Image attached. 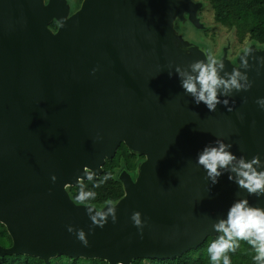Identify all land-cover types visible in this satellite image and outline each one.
I'll return each mask as SVG.
<instances>
[{"label":"water","instance_id":"water-1","mask_svg":"<svg viewBox=\"0 0 264 264\" xmlns=\"http://www.w3.org/2000/svg\"><path fill=\"white\" fill-rule=\"evenodd\" d=\"M202 6L83 0L71 13L67 0H0V223L13 240L0 244V256L172 259L217 236L212 224L235 199L264 209V196L248 195L228 173L212 185L196 163L216 138L237 156L264 161V109L256 103L264 98V66L250 59L252 88L214 112L195 104L176 76V65L211 54L177 30L187 20L203 28ZM248 49L264 57V46ZM246 50L235 63L226 49L217 59L231 72ZM122 143L144 158L135 178L118 172L124 195L114 202L116 223L109 217L89 232L86 209L67 188L85 166L99 177ZM135 211L146 221L142 235ZM68 226L83 229L89 246Z\"/></svg>","mask_w":264,"mask_h":264},{"label":"clouds","instance_id":"clouds-1","mask_svg":"<svg viewBox=\"0 0 264 264\" xmlns=\"http://www.w3.org/2000/svg\"><path fill=\"white\" fill-rule=\"evenodd\" d=\"M254 52L253 49L246 50L240 57V67L233 68L231 72L226 71L225 64L215 56L205 54L204 59L193 60L184 66L176 65L175 73L185 94L191 96L195 104L203 103L210 112H214L218 105L227 106L229 104L227 97L252 88V81L249 80L247 74L253 66L250 59L264 66V57H257ZM96 70L93 69V73ZM168 74L172 76L171 71ZM221 97L225 99L221 100ZM256 103L264 109V98L258 99ZM232 146L224 139L216 138L198 153L197 166L205 170V178L212 185L218 183L221 175L228 173V179L234 182L239 189L246 190L248 195L264 196V161H261L259 155L251 159L242 155L237 156L231 151ZM84 177L88 181L98 180L93 185L94 188H98L102 183L111 179V175L105 174L102 179H99L95 170L85 166L83 176L77 177L79 192L75 196L74 205H83L86 209L92 222L89 232H93L95 227L103 228L108 223L109 217L113 223H116L117 205L108 200L104 202L103 207L98 209L94 204L89 203L96 199L97 193L85 190ZM51 179L55 182L57 177L53 175ZM131 220L142 235L146 221L142 219L141 213L133 212ZM212 227L218 233L217 238L207 248L213 264H220L221 261L222 264H231L229 253L237 250L240 241H246L255 250L256 254L253 259L257 264H264V209L252 206L246 197L235 199L227 210L226 218H218ZM67 231L74 233L84 247L89 246L88 234L83 229L68 226Z\"/></svg>","mask_w":264,"mask_h":264},{"label":"trees","instance_id":"trees-1","mask_svg":"<svg viewBox=\"0 0 264 264\" xmlns=\"http://www.w3.org/2000/svg\"><path fill=\"white\" fill-rule=\"evenodd\" d=\"M208 2L213 10L214 19L227 27H236V34L242 41L248 40L261 47L264 46V0H203ZM204 7V3L202 8ZM51 26L55 29L56 23ZM144 156L131 152L122 143L113 159L106 160L104 171L98 177L102 179L105 174H110L111 179L102 183L100 187L94 188L93 185L98 180L83 181L85 190L95 191L96 199L89 203L100 208L105 201L111 200L113 203L124 195V188L118 179V172L121 169L127 170L133 177L136 176L138 163ZM72 199L79 192V186L68 187ZM217 236L208 237L202 245L191 249L181 257L172 259L164 258H138L132 264H213L210 260L207 248ZM13 243L6 227L0 223V244L3 247H10ZM239 247L233 253H229L231 264H257L253 259L255 250L246 242L240 241ZM0 264H110L99 258L72 257L61 255L49 260L30 255H5L0 256ZM222 264V261L220 262Z\"/></svg>","mask_w":264,"mask_h":264},{"label":"rangeland","instance_id":"rangeland-1","mask_svg":"<svg viewBox=\"0 0 264 264\" xmlns=\"http://www.w3.org/2000/svg\"><path fill=\"white\" fill-rule=\"evenodd\" d=\"M203 1V0H200ZM205 9L201 17L205 25H208L207 30L197 27H185L183 29L184 34L189 38L188 40H195L204 44V47L212 53V46L218 47V45L226 44L229 40L232 44H237L238 36L236 34V27H227L222 25L220 22H216L214 19L213 10L208 2H203ZM180 33V32H179ZM182 34V33H180ZM183 35V34H182ZM184 36V35H183ZM185 37V36H184ZM187 39V38H186ZM248 41L247 39L245 42ZM238 48V47H237ZM219 50V48H218ZM217 50V51H218Z\"/></svg>","mask_w":264,"mask_h":264},{"label":"flooded vegetation","instance_id":"flooded-vegetation-1","mask_svg":"<svg viewBox=\"0 0 264 264\" xmlns=\"http://www.w3.org/2000/svg\"><path fill=\"white\" fill-rule=\"evenodd\" d=\"M69 5H70V11L71 13L75 12L80 6L83 0H67ZM203 2V1H202ZM205 9V6L202 8H200V10L198 11V16L200 17V20L204 21L203 18L201 17V13L203 14V10ZM195 27L193 24H191L188 20L185 21L182 24V27H177V30L182 33L185 38L189 39L185 34L183 29L185 27ZM53 28V27H52ZM208 25L204 24V27L202 28L203 30H207ZM56 29V28H55ZM193 42H195L196 44H200L203 45V43L201 42H197L195 40H191ZM252 44L250 41H242L241 38L238 37V42L237 44H232V42L229 40L226 44L223 45H218V47H214L212 46V50L213 52L211 53L212 55H214L216 58H220L223 54H224V50L226 49V56L227 58H229L233 63H235L236 58L238 57V55L240 54V52H242L243 50H246V48ZM238 47V48H237ZM258 47H261L260 45H258ZM219 48V50H218ZM218 50V51H217ZM136 177V176H135ZM134 177V178H135Z\"/></svg>","mask_w":264,"mask_h":264}]
</instances>
